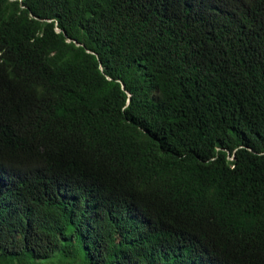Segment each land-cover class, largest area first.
Instances as JSON below:
<instances>
[{"label": "trees", "instance_id": "16d2710c", "mask_svg": "<svg viewBox=\"0 0 264 264\" xmlns=\"http://www.w3.org/2000/svg\"><path fill=\"white\" fill-rule=\"evenodd\" d=\"M0 264H264V0H0Z\"/></svg>", "mask_w": 264, "mask_h": 264}]
</instances>
